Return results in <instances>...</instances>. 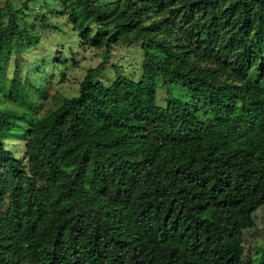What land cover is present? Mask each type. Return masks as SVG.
<instances>
[{
    "label": "trees",
    "instance_id": "obj_1",
    "mask_svg": "<svg viewBox=\"0 0 264 264\" xmlns=\"http://www.w3.org/2000/svg\"><path fill=\"white\" fill-rule=\"evenodd\" d=\"M52 2L104 55L139 44L140 77L88 69L40 117L0 110V264H238L264 205V0ZM4 15L0 64L20 29ZM157 83L193 106H156ZM0 97L30 105L13 80ZM17 123L23 161L1 143Z\"/></svg>",
    "mask_w": 264,
    "mask_h": 264
},
{
    "label": "rangeland",
    "instance_id": "obj_2",
    "mask_svg": "<svg viewBox=\"0 0 264 264\" xmlns=\"http://www.w3.org/2000/svg\"><path fill=\"white\" fill-rule=\"evenodd\" d=\"M44 3L46 7H42ZM5 5L17 15L20 29L19 37L13 38L5 48L7 58L0 64V90L13 80L25 87L30 105L18 106L0 97V110L25 112L32 119L40 117L61 101L75 96L77 85L88 69L96 70L94 79L104 86L117 76L132 81L139 79V44L112 47L109 54L104 55L101 48L91 47L85 38L80 40L78 20L81 17L77 12L53 14L52 0H0V7ZM41 15L45 17L46 26L53 29L43 28ZM5 23L4 15L0 17V25ZM25 41L30 44L25 45ZM167 98L193 106L179 87L157 83L156 106L164 107ZM199 117L203 120L201 113ZM26 130L25 124L17 123L2 137V148L16 160H24ZM3 173L0 165V180L5 187L7 181ZM254 225L243 233V253L238 264H264V205L256 212Z\"/></svg>",
    "mask_w": 264,
    "mask_h": 264
}]
</instances>
